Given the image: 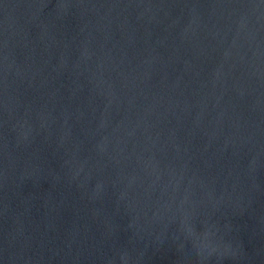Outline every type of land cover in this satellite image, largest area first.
Wrapping results in <instances>:
<instances>
[{
	"label": "water",
	"instance_id": "1",
	"mask_svg": "<svg viewBox=\"0 0 264 264\" xmlns=\"http://www.w3.org/2000/svg\"><path fill=\"white\" fill-rule=\"evenodd\" d=\"M0 264H264V0H0Z\"/></svg>",
	"mask_w": 264,
	"mask_h": 264
}]
</instances>
